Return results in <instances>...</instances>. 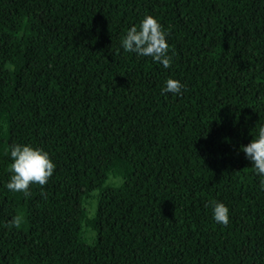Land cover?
Masks as SVG:
<instances>
[{"label": "trees", "instance_id": "16d2710c", "mask_svg": "<svg viewBox=\"0 0 264 264\" xmlns=\"http://www.w3.org/2000/svg\"><path fill=\"white\" fill-rule=\"evenodd\" d=\"M145 15L167 69L120 48ZM169 77L181 95L161 94ZM261 123L264 0H0V264H264V191L240 150ZM17 143L55 165L27 194L4 187Z\"/></svg>", "mask_w": 264, "mask_h": 264}, {"label": "clouds", "instance_id": "9594fccd", "mask_svg": "<svg viewBox=\"0 0 264 264\" xmlns=\"http://www.w3.org/2000/svg\"><path fill=\"white\" fill-rule=\"evenodd\" d=\"M166 35L153 16L145 15L138 26L129 27L121 37L120 48L136 56L150 57L154 63L167 69L171 65L172 57L168 54ZM184 87L180 80L169 77L164 80L160 91L162 95L171 93L179 96ZM240 150L251 162L254 175L260 178V190L264 191V123L258 127L255 137L248 144L242 145ZM8 154L11 175L4 187L11 192L27 194L30 184L43 186L53 175L55 165L48 153L41 148L17 143L9 146ZM210 211L212 219L217 224H228L229 208L223 202H211Z\"/></svg>", "mask_w": 264, "mask_h": 264}, {"label": "rangeland", "instance_id": "374dc122", "mask_svg": "<svg viewBox=\"0 0 264 264\" xmlns=\"http://www.w3.org/2000/svg\"><path fill=\"white\" fill-rule=\"evenodd\" d=\"M109 182L118 184L121 182V179L110 175ZM98 197H99V191L95 190L92 192L90 196L84 199V207L86 209L87 216H92L95 214ZM83 237L89 242H94L96 239V232L84 225Z\"/></svg>", "mask_w": 264, "mask_h": 264}]
</instances>
